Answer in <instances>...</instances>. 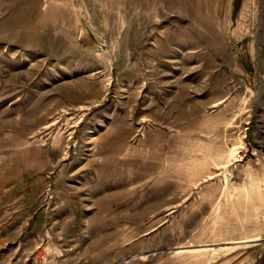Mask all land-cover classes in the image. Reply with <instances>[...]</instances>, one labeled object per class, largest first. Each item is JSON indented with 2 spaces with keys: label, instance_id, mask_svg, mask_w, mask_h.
<instances>
[{
  "label": "rangeland",
  "instance_id": "374dc122",
  "mask_svg": "<svg viewBox=\"0 0 264 264\" xmlns=\"http://www.w3.org/2000/svg\"><path fill=\"white\" fill-rule=\"evenodd\" d=\"M0 264H264V0H0Z\"/></svg>",
  "mask_w": 264,
  "mask_h": 264
},
{
  "label": "bare ground",
  "instance_id": "6f19581e",
  "mask_svg": "<svg viewBox=\"0 0 264 264\" xmlns=\"http://www.w3.org/2000/svg\"><path fill=\"white\" fill-rule=\"evenodd\" d=\"M190 2H191V1H190ZM197 9H198V7H197ZM184 34H185V33H184ZM182 42H183V41H182ZM182 42H181V43H182ZM187 43H189V41H188ZM181 45H182V44H181ZM183 47L187 49V48L189 47V44H187V45L184 44ZM184 48H183V49H184Z\"/></svg>",
  "mask_w": 264,
  "mask_h": 264
}]
</instances>
